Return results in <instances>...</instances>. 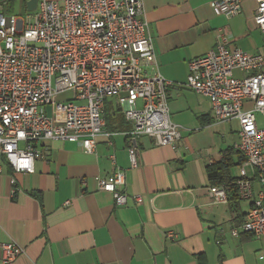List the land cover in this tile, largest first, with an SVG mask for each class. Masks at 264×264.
Segmentation results:
<instances>
[{
  "label": "crops",
  "instance_id": "crops-1",
  "mask_svg": "<svg viewBox=\"0 0 264 264\" xmlns=\"http://www.w3.org/2000/svg\"><path fill=\"white\" fill-rule=\"evenodd\" d=\"M217 1L142 0L155 53V66L144 70L173 83L170 119L182 136L176 150L140 137L138 168L131 169L132 128L108 99L105 134L93 154L75 143L35 142L32 175L13 174L0 155V260L2 246L13 243L25 250L14 264H264V237L230 234L250 204H211L206 167L225 151L212 158L199 153L194 134L217 123L209 100L183 86L188 64L215 49L223 28L233 47L264 56V33L254 23L257 0H244L231 20L214 14ZM116 170L125 176L124 207L96 182Z\"/></svg>",
  "mask_w": 264,
  "mask_h": 264
},
{
  "label": "built area",
  "instance_id": "built-area-1",
  "mask_svg": "<svg viewBox=\"0 0 264 264\" xmlns=\"http://www.w3.org/2000/svg\"><path fill=\"white\" fill-rule=\"evenodd\" d=\"M13 1L0 0V155L13 174H34L38 141L75 143L93 154L97 138L105 134L108 99L116 101L132 128L131 169L138 168L140 137L178 148L181 129L168 107L173 83L144 70L155 66V53L142 0H36V9L25 17L7 13L6 4ZM243 1L219 0L213 12L231 20L241 14ZM257 3L254 23L264 33V0ZM183 86L209 100L215 123L238 121L233 149L244 162L233 186L250 209L230 234L264 237V56L233 47L223 28L215 49L188 64ZM63 94L71 97L56 102ZM96 182L115 206L127 205L122 171ZM208 195L212 205L228 204L226 186L210 187ZM132 199L143 203L138 196ZM1 251V264H14L25 254L13 243Z\"/></svg>",
  "mask_w": 264,
  "mask_h": 264
},
{
  "label": "rangeland",
  "instance_id": "rangeland-1",
  "mask_svg": "<svg viewBox=\"0 0 264 264\" xmlns=\"http://www.w3.org/2000/svg\"><path fill=\"white\" fill-rule=\"evenodd\" d=\"M6 11L8 14H15L21 17L27 16V9L25 5V0H14L12 3H7ZM264 48V45H262ZM264 55V53H263ZM68 97H71V94L59 95L56 98V102H63ZM49 111V107L46 108ZM259 123L262 125V119L258 118ZM240 126L238 121L234 120L226 124H216L215 126H209L201 129L196 132L193 136L195 144L199 149V153L203 156H218L220 152H224L228 149L234 148L238 143V132ZM233 162L237 163V157L233 156ZM239 168L237 166L231 167L232 176L238 175ZM249 177L252 176V172L247 170Z\"/></svg>",
  "mask_w": 264,
  "mask_h": 264
},
{
  "label": "trees",
  "instance_id": "trees-1",
  "mask_svg": "<svg viewBox=\"0 0 264 264\" xmlns=\"http://www.w3.org/2000/svg\"><path fill=\"white\" fill-rule=\"evenodd\" d=\"M107 111L105 110L104 117ZM237 157V163L233 162V156ZM244 162L242 156L233 148L226 150L222 159L218 162H213L206 167V173L209 184L213 187L226 186L228 204L236 205L239 202L236 189L233 183L236 181V177H233L230 170L233 166H241Z\"/></svg>",
  "mask_w": 264,
  "mask_h": 264
},
{
  "label": "water",
  "instance_id": "water-1",
  "mask_svg": "<svg viewBox=\"0 0 264 264\" xmlns=\"http://www.w3.org/2000/svg\"><path fill=\"white\" fill-rule=\"evenodd\" d=\"M26 9L29 12H32L36 9V0H32L31 2H28L26 5Z\"/></svg>",
  "mask_w": 264,
  "mask_h": 264
}]
</instances>
